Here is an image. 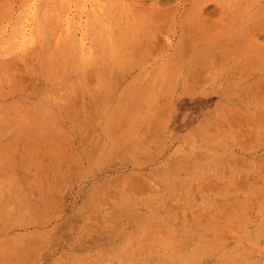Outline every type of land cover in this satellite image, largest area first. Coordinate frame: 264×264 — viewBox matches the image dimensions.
I'll use <instances>...</instances> for the list:
<instances>
[{"label": "rangeland", "instance_id": "obj_1", "mask_svg": "<svg viewBox=\"0 0 264 264\" xmlns=\"http://www.w3.org/2000/svg\"><path fill=\"white\" fill-rule=\"evenodd\" d=\"M0 264H264V0H0Z\"/></svg>", "mask_w": 264, "mask_h": 264}]
</instances>
